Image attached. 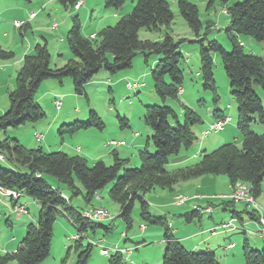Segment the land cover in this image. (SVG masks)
<instances>
[{
    "label": "trees",
    "instance_id": "1",
    "mask_svg": "<svg viewBox=\"0 0 264 264\" xmlns=\"http://www.w3.org/2000/svg\"><path fill=\"white\" fill-rule=\"evenodd\" d=\"M58 1L67 9L74 10L79 0ZM126 1L103 0V3L105 8L119 10ZM132 1L135 4L130 13L123 15L116 24L103 27L92 38L83 33L80 17L74 15L72 26L66 35L73 57L64 65L51 66V53L47 44H37L34 53L26 54L17 72L15 87L8 90L10 106L0 114V132L5 133L9 127L36 122L45 116L44 109L35 98L45 80L63 82L69 77L75 93L86 95V85L101 69L113 74L131 68L138 53L144 54L146 61L153 54L159 56L151 71L157 96L163 101L168 97L178 98L184 80L180 68L183 54L179 50L183 39L176 40L171 33L174 12L167 0ZM216 1L225 5L230 18V24L225 30L232 43L231 51H226L217 40L210 41L208 45L203 43V38L200 37L203 24L197 4L190 0H178V6L197 35L196 41L201 42L200 75L204 88L212 91L216 104L220 97L214 78L213 56L218 53L221 57L230 81L231 93L237 102V127L242 134V145L226 143L212 152L197 155V160L191 164L171 165L172 156H179L198 139L193 126L202 122V119L192 108L183 105L185 122L181 123L177 112L165 103L146 105L144 118L152 130L150 138L156 151L151 153L147 148L140 150L139 167H126L128 160L121 158L117 151L113 152V164L108 165L99 159L90 165L81 155H70L63 151L48 152L43 147L27 148L18 140L8 137L0 139V154L4 156L1 160L7 158L15 167L9 169L0 166V185L20 190L22 196L34 198L41 204L37 223L27 225L26 234L16 251L0 252V264H8L10 260H15L17 264H41L50 255L53 225L61 213H65L79 230L76 249L81 245L83 233L89 229L104 227L107 232L111 231V227L85 217L84 211L79 212L69 205L71 197L65 195L60 188L53 187L46 176H53L59 183L66 185L72 195L84 194L88 202L100 190L112 184L109 195L119 203V217L128 227L132 225V212L136 202H139L142 218L164 227L165 251L162 264H220L212 250L187 249L174 236L167 216L153 213L146 198V194L156 188L173 189L179 181L206 174L227 176L233 185V191L237 182L245 183L254 200L263 191L264 133L254 131L252 124L256 121L264 124L263 101L255 89V86H261L264 90V58L246 52L240 36L249 35L264 45V0H240L231 5V0H209V5ZM141 28L154 32L164 30V34L157 41L142 40L139 37ZM13 57V51L5 50L0 45V58ZM213 115L215 119L225 117L224 112L218 108H215ZM90 127H105L94 110H90L89 120L64 123L58 128V132L63 136L72 135ZM178 196L182 195H177L175 200ZM224 198L228 199V195ZM253 205L264 214V208L256 200ZM200 214L195 208L185 214V220L190 222ZM252 215L259 220L255 209ZM91 250V244L81 250L75 264H88ZM243 256L244 264H264V247L252 248L245 238ZM107 264H125L123 252L117 250L110 256Z\"/></svg>",
    "mask_w": 264,
    "mask_h": 264
},
{
    "label": "rangeland",
    "instance_id": "2",
    "mask_svg": "<svg viewBox=\"0 0 264 264\" xmlns=\"http://www.w3.org/2000/svg\"><path fill=\"white\" fill-rule=\"evenodd\" d=\"M2 1L5 2L6 0ZM167 1L174 12V20L170 27L171 33L176 40L183 39L179 50L183 54V58L180 61V68L183 71L184 80L178 98L168 97L163 101L157 96L151 71L159 60V56L153 54L148 56L146 61L144 54L138 53L133 59L131 68L120 70L113 74L106 69H101L94 76L92 81L86 85V95L75 93L72 80L69 77L65 78L62 84L59 83V81L56 83L57 81L52 79L45 80L35 96L36 100L39 102V97L45 95L39 102L46 113L45 116L36 122L27 123L19 127H9L5 133L0 132V139L3 140L8 137L12 140H18L27 148L43 147L48 152L63 151L70 155H81L88 160L90 165L99 159L103 160L108 165L113 164V152L117 151L121 158L128 160L126 167H139L141 164L139 151L145 147L148 141V131L152 135V130L147 125L144 118L146 105H162L165 103L177 112L181 123L185 122L183 105L192 108L202 119V122L193 126L198 139L188 150H183L179 156H172L170 158L171 165H174V159L177 157L183 160L187 158L184 161L185 163H182L183 166L191 164L197 160V156H195L196 152L199 155L203 152H212L226 143H236L238 146H241L242 134L237 127V102L231 93L230 81L222 64L220 55L216 53L213 56L214 78L220 97L216 104L212 91L204 88L200 75L201 42L196 41L198 39L197 35L180 13L178 0ZM190 1L194 2L199 7V15L203 24L200 37L203 38V43L208 45L210 41L217 40L226 51H231L232 43L225 30L226 26L230 24V18L224 11L225 5L220 1H216L212 5H209V0ZM237 1L240 0H231L229 5ZM56 2L60 5L61 10L51 13V25L47 24L45 18L41 19L39 16L28 26L25 36L15 25L16 22H21L25 26L27 22L15 21L19 20L17 19L18 17H15V12H8L6 17L0 16V43L8 46L2 48L14 50L28 49V47L32 45V53H34L37 44H47L51 53L52 67L62 60V52L66 55H70L72 58L73 54L66 39L67 32L72 24L68 27V24L62 25L61 23H63V20H65L67 16L72 23V17L74 15L79 16V14L78 11L74 13L69 12L71 10L67 9L58 0ZM128 8L129 11L127 12L133 10L132 0H127L119 11L124 13ZM32 13L35 12L30 13V19L36 16V13L34 16H32ZM97 13H99V11ZM55 23L59 28L53 31L51 28L54 27ZM42 30L50 34V36H45ZM7 34L9 35L8 37H3V35ZM163 34L164 30L161 32L150 31L146 28H141L139 30V37L142 40L149 39L157 41L162 38ZM43 35L45 37H41ZM38 38H40V41H37ZM240 40L244 42L246 52L262 57L264 56L263 43L249 35H241ZM10 60L11 59L0 58V62H10ZM16 76L17 71L14 73L13 81H10V79H7V76L0 72V114L4 113L10 106L8 90L15 87ZM136 81L143 83V85L139 88L128 87V82ZM168 81H170L169 78ZM52 82L56 85L54 87L55 89H51L53 88L50 84ZM255 89L262 98L264 105L263 88L261 86H255ZM54 92H60L58 96L63 102L61 107L54 103ZM52 93L53 95H51ZM215 108L223 111L227 117L231 116L232 120L229 121L222 130L211 131L208 135L204 136L203 131L208 130L210 125L216 120L213 115ZM90 110H94L102 119L105 124L103 129L90 127L72 135L65 134L63 136L59 134L58 128L64 123H73L76 120H89ZM136 130H142L141 136L140 139L136 140L134 145H131L133 139L136 138L133 133ZM36 133L44 134V138L41 140L38 139L37 136H35ZM126 138L128 142L125 141V143L129 144L126 147L108 145L111 141L120 142L119 140ZM140 141L144 143V147L141 149L136 146L140 144ZM78 146H80L82 150L77 151L76 149ZM150 147L153 149L150 152L154 153L156 148L152 140H150ZM0 166L9 169L15 168L12 161L7 158L6 160L0 159ZM199 177H211L213 180L218 179L217 182L212 180L204 181L203 189L207 193L215 192L216 194H220L224 192L226 186H229V179L225 175L206 174ZM46 178L53 187L60 188L65 195L71 197L68 201L69 205L74 206L79 212L84 211L83 213H85L86 211L95 210L99 206L104 207L105 211H107L111 217L104 219L93 218L92 220L103 224L105 227H111V231L107 232L104 227H98L94 230L89 229L83 233L81 245L76 249V240L71 239V237L80 235L79 230L65 213H61L58 215L53 225L50 255L41 264H75L79 252L86 249L89 244L92 245V250L88 264H107L110 256L117 250H122L125 264H142L145 262H152V264L163 263V252L165 250V242L163 241V234L165 233L164 227L159 224L150 223L142 218L139 202L135 204L132 212V225L128 227L125 221L119 217V203L115 202L109 195L112 184L100 190L98 195L88 202L84 194L72 195L70 189L66 185L59 183L55 177L46 176ZM196 178L198 177L179 181L174 185L173 189L156 188L148 192L146 198L152 202L150 204L151 210L156 212V214L162 213L163 215H167L169 225L173 223V226L176 227L179 224L178 221L187 223L185 214L188 211H185V208H179L177 206L175 202V197L177 195L173 197L172 194L181 192L180 190L182 189L180 188L185 189L188 187L187 189H189L193 186L191 184H196ZM78 185L82 188L80 183H78ZM182 192L188 194L185 190H182ZM182 196L185 197V195ZM2 197H7L8 200L11 198L10 196L0 195V200ZM214 197L215 199H209L213 202V204H211L214 208L213 214L203 211L201 213L203 216L202 219L212 224H214V221L218 222V219L222 218L224 214L230 219V209L232 206H229V210L226 213L221 207L223 199H218L215 195ZM22 199L31 201V198L25 195L24 197L22 196ZM255 200L260 207L264 208V206H262V203H264V184L262 193ZM18 203L20 204L22 202L19 201ZM235 203L238 209H242V219L235 218V222L238 223L240 228L238 234V248L240 253L238 256L237 250L233 249L234 253H232V257L235 259L241 258L244 262L245 237L248 239L250 247L259 249H263L264 247V237L260 234L261 225L259 220L254 219L252 215L254 205L252 206L245 202ZM14 206L12 205L11 209H3V207L0 206V236H2L0 238L4 237V240L9 239L13 234L23 238L27 229L25 224L22 225L25 222L24 220H27L28 224H30V219L32 216H35L33 217L35 218L33 223H37L39 209L36 208V205L34 206L31 204V207L29 206L31 215L21 218L15 214L16 212L13 210ZM26 207L29 209L28 206ZM210 214L214 218V221L211 220ZM256 215L259 218V213L257 211ZM8 217L14 223L12 228L6 224ZM190 224H199V216L194 217V220H192ZM142 225L146 226L145 231H143L145 228L143 229ZM244 230H246V232H244ZM1 246L3 245L0 239V252L3 253ZM103 249H107L109 255L102 254ZM8 264H17V262L15 260H10Z\"/></svg>",
    "mask_w": 264,
    "mask_h": 264
},
{
    "label": "crops",
    "instance_id": "3",
    "mask_svg": "<svg viewBox=\"0 0 264 264\" xmlns=\"http://www.w3.org/2000/svg\"><path fill=\"white\" fill-rule=\"evenodd\" d=\"M56 1L57 0H6L5 2H3L2 0H0V16L6 17L8 12H11V13L15 12V17H18L17 19H19V20H15V21L27 22V24L25 26H24V24L22 26L15 25L17 28H19L20 31H22V34L25 36L28 26H30L31 23L34 22V20L36 18H38L39 16L41 19L45 18L47 24L51 25V23H52V22H50V21H52L51 20L52 19L51 13H55V12H58L61 10L60 5H58ZM82 1H83V3L79 9H74V10H71L69 12L74 13L75 11H78V14H79L80 20H81V24L83 25V27H82L83 33L87 37H91L92 35H96L100 31V29L103 27L116 24L118 22V20L123 15L130 13V12H127V11H129V8L126 9L124 13H121L119 10H113V9L105 8L103 6L102 0H82ZM134 4L135 3L133 2V7H134ZM98 11H99V13H97ZM31 12L36 13V16L32 19H30V13ZM61 24L62 25L68 24V27H70L72 23H71L69 17L67 16V18L65 20H63V23H61ZM58 28H59L58 26H57V28L53 27V28H51V30L56 31ZM42 32L44 33L45 36H50V34L46 33L45 31L42 30ZM44 35L41 37H45ZM8 36H9L8 34L3 35V37H5V38ZM37 41H40V38H38ZM242 44L244 45L243 41H242ZM0 45L3 48L8 47L3 43H0ZM6 50L13 51V52L15 51L14 52L15 54H14V57L10 60V62H3V61L0 62V72H1V74L7 76L8 80L10 79V81H13L14 73L16 71L18 72V70L20 69V67L23 63L24 56L26 54L32 53V45L30 47H28V49H15V50L14 49H6ZM61 56H62V60L59 61V63H57L54 67L62 66L69 59H71L70 55H68V54L66 55L64 52H62ZM63 82H59V83L62 84ZM56 83H58V81ZM50 84H51V87H53L51 89H55L54 88L56 86L55 83L52 82ZM144 85H145V83H144ZM54 91H56V90H54ZM59 93L60 92H54L53 97H55V100L57 98H59V96H58ZM51 95H53V93ZM44 96L39 97V99H38L39 102H40V99H42ZM55 100H54V103H56ZM62 104H63V102L61 103V106H62ZM224 115L226 116V114H224ZM229 117H231V116H229ZM231 120H232V118H231ZM252 129L256 132L264 133V124L256 121L252 124ZM147 130H149V129H147ZM141 131L142 130H136L133 132L134 136L136 138L133 139L132 144L130 143L131 145H134L136 143V140L140 139ZM148 133H149L148 141L145 144V147H144V143H141V141H140V144H137L136 146H138L139 149L144 147V148H147L149 151H152L153 149H152V147H150V140H151L150 135L151 134L149 131H148ZM119 141H120V144L117 145L119 147H121V146L126 147L129 145L128 143L127 144L125 143V141L128 142L127 138L123 139V140H119ZM76 150L79 151V150H82V148L80 146H78ZM204 150H206V149H204ZM197 155H199V154H197V152H196L195 156H197ZM185 159H187V158H185ZM185 159L183 160L181 158H175L174 159V165H178V166L182 165V163H185L184 162ZM182 160H183V162H182ZM196 179H197L196 184H191L193 186L190 187L189 189H187L188 187L185 189L180 188L183 191L184 190L187 191L188 194H184L182 192V190H180L181 192H175L172 194L173 197L175 195H179V194H182V195H185L188 197V200L185 203H183L182 205H177V206L179 208H185V211H188V212L190 210L194 211L196 206H201V207L202 206H205V207L212 206L211 204H213V202H211V200L215 199V197H214V195H215L218 199H221V200L223 199L221 202V207H222V210L224 212L227 213L229 210L228 209L229 206H232L230 209V214H231L230 216L231 217L229 219V218H227V215L224 214L222 216V218L218 219V222H215L214 218L210 214L211 220L214 221V224H212L211 222H207V221L203 220L202 214L199 215V224H193L192 225V224H190L191 221L187 222L189 224L182 223L181 221H178L179 224L176 227L173 226V223L170 224V227H171V230H172L174 236L179 241H181V243L189 250H194V251L212 250V251H214L216 253L219 261H220V264H244V262L242 261L241 258L235 259L232 257V253H234L233 249L237 250L238 256L240 253L239 248H238V243H239V235L238 234H239L240 228H239L238 223L235 222V218H241V213H242L241 210L242 209H238L235 202L229 203V201H227L229 199H226L223 197L224 195H227V194L232 192L233 185L229 181V186L228 187L226 186V188L224 189V192H221L220 194H216L215 192L214 193L213 192L207 193L203 189L204 188V181L206 182L208 180H212L214 182H217L218 179L213 180L211 177H198ZM209 199H211V200H209ZM147 200L150 204L152 203L148 198H147ZM19 201L24 203L28 207L29 206L31 207V204L34 206L36 205L37 206L36 208H38L40 210L41 204L37 200H35L34 198H31V201H28V199H22V197H21L19 199ZM0 202H1L0 206L3 207V209L4 208L5 209L10 208L11 209V206L12 205L14 206V204L17 201L12 200L11 198H10V200H8L7 197H2ZM262 206H264V203H262ZM30 207H29L28 212L26 214L21 213V212H17V211H15L16 212L15 214L20 218L24 217V216H29V215H31ZM98 208L104 209V207H102V206L97 207V209ZM213 211H214V208H213ZM152 212L156 214V212H154V211H152ZM159 215H163V214L161 213ZM33 217H35V216H32V218L30 219L31 223H33V221L35 219ZM24 221L25 222L22 225L25 224V227H26L28 224V221L27 220H24ZM224 223L230 224V226L226 227V228H222V227L217 228L218 226H220ZM6 224L8 226H11V228L14 226V223L12 222V220L9 217L6 220ZM215 228H217L216 231H214ZM145 230H146V227L143 231H145ZM244 232H246V230H244ZM0 237H2V236H0ZM0 239H1V243L3 245L1 247H2L3 253H4V252L16 251L23 238H20V236L17 237L16 235L13 234V236H11L9 239L4 240V237L0 238ZM163 241L165 242L164 234H163ZM163 256H164V254H163ZM158 263H160V262H158ZM142 264H152V262H145Z\"/></svg>",
    "mask_w": 264,
    "mask_h": 264
},
{
    "label": "built area",
    "instance_id": "4",
    "mask_svg": "<svg viewBox=\"0 0 264 264\" xmlns=\"http://www.w3.org/2000/svg\"><path fill=\"white\" fill-rule=\"evenodd\" d=\"M82 3H83V1L81 0L80 3H78L75 6L74 9H79L81 7ZM224 11L227 13L226 9ZM34 15H35V13H32V16H34ZM16 25L17 26H22L23 23L16 22ZM56 26H57V24L55 23L54 27H56ZM142 85L143 84L138 82V81H136V82H128V87L129 88H139ZM60 99L57 98L55 100L56 104L58 106H61V103H62V101ZM230 120H231V118H229L227 116H225L223 118L216 119L210 125V128L208 130L203 131L204 136L208 135L211 131H220V130H222L224 128V126ZM35 135L40 140L44 138V135H42V134L36 133ZM119 144H120V142H117V141H111V142L108 143V145H119ZM0 158H2L1 154H0ZM0 191H7V193H10V191H18V193H22V191H20V190H14V189H11V188L4 187L2 185H0ZM187 199H188V197L185 196L182 199L175 200V202H176L177 205H182L183 203H185L187 201ZM228 199L230 201H233V202H245V203L250 204V205L253 206V200L251 199V193H243V191H241L240 193L231 192V193L228 194ZM24 205H25L24 203L15 204L14 211L26 214L24 212ZM195 208L197 209L198 213H202L203 211L205 212L206 210H213L212 206H208V207L196 206ZM253 208L259 213V223L261 225V228L264 227V214L260 213V210H259L258 207H254L253 206ZM87 212H88V215L99 216V217H101V219H104V218H107V217H111V215L107 211H105V209H103V208H98V209L90 210V211H87ZM229 226H230V224H226V226H218L217 228H219V227L226 228V227H229ZM145 227H146L145 225H142L143 229ZM217 228H215L214 231H216ZM260 234H261V229H260ZM78 237H79V235H74V236L71 237V239L77 240ZM102 254L109 255V254L104 253V249L102 250Z\"/></svg>",
    "mask_w": 264,
    "mask_h": 264
},
{
    "label": "bare ground",
    "instance_id": "5",
    "mask_svg": "<svg viewBox=\"0 0 264 264\" xmlns=\"http://www.w3.org/2000/svg\"><path fill=\"white\" fill-rule=\"evenodd\" d=\"M81 0H79L75 6L80 3ZM74 6V8H75ZM95 35H92V37H94ZM0 159H4V156L2 155V158ZM241 191H243V193H250L249 192V188L245 183H241V182H237L235 185V189L233 191V193H240ZM0 195H6V196H10L13 200H19L22 196V193H18V191H10V193H7V191H0ZM183 196H178L176 198V200L182 199ZM251 199L253 200V203H255V200L253 198V196H251ZM19 204V203H17ZM208 211H212V210H208ZM24 212L27 213L28 212V208L26 207V205H24ZM84 216L89 218V219H93V218H101L99 216H93V215H88V212L86 211L84 213ZM262 232L264 233V228L262 229ZM104 253L109 254V251L107 249H104Z\"/></svg>",
    "mask_w": 264,
    "mask_h": 264
}]
</instances>
